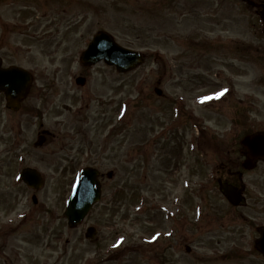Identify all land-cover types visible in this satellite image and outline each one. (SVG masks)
I'll return each instance as SVG.
<instances>
[{"label": "rangeland", "instance_id": "1", "mask_svg": "<svg viewBox=\"0 0 264 264\" xmlns=\"http://www.w3.org/2000/svg\"><path fill=\"white\" fill-rule=\"evenodd\" d=\"M66 1L0 0L3 65L33 73L24 108L31 113L20 132H12L0 96V151L23 152L44 179L34 204V191L11 185L13 171L0 167V264H264L236 232L239 222L211 180L215 164L235 157L236 135L264 129L258 9L239 0H72L60 10ZM70 16L72 28L55 35L58 21ZM16 20L25 24L18 28ZM49 27L44 51L24 36ZM98 30L142 51L141 64L124 73L103 62L83 66L80 53ZM77 75L84 85L75 84ZM47 83L57 87L55 103L35 117L33 108L45 107L35 90ZM61 101L70 111L81 102L83 112H61ZM22 113L13 116L15 126L26 121ZM40 124L58 139L34 147ZM90 165L102 172L101 197L70 227L65 202L79 170ZM247 189L256 194L251 183ZM239 209L253 213L250 204ZM90 226L96 232L85 237Z\"/></svg>", "mask_w": 264, "mask_h": 264}, {"label": "flooded vegetation", "instance_id": "2", "mask_svg": "<svg viewBox=\"0 0 264 264\" xmlns=\"http://www.w3.org/2000/svg\"><path fill=\"white\" fill-rule=\"evenodd\" d=\"M241 4L244 5H252V7H256L258 10L259 8L257 5H261L264 0H239ZM64 6H69V5H64ZM13 8V7H11ZM66 8L63 7L62 11L65 10ZM257 10V13H258ZM21 16V14H20ZM59 24L56 25V28H72V25L75 23V20L72 16H70L69 20H60L58 21ZM69 23V24H68ZM41 26V25H40ZM264 28V27H263ZM49 30H51V27L48 29H44L41 31L40 36H30V38L38 41L41 45H43L42 49L44 50L46 48L45 40L44 38V33H47ZM58 34V31L56 32ZM48 36H53V35H48ZM64 35L63 37H65ZM37 38V39H36ZM54 42V40H52ZM61 44V41L57 44L55 50H49L48 54L49 55H55L56 51L60 47L59 45ZM9 52L11 53L10 55L14 56L13 52V47L12 46H7L6 47ZM12 50V51H11ZM66 49H64V56H68L70 54V51L68 53H65ZM16 54L21 53L22 51L17 48L15 50ZM0 57L3 60H5V56L3 54H0ZM10 65V64H8ZM20 66V65H19ZM32 88L33 86L29 87L26 95L19 101V104L17 108H9L6 104L4 94L0 92V96L4 97V107L5 109L10 113L9 118H7V122L9 123L11 121V130L15 128L18 129L20 132V125L22 123L23 126L27 123L28 117L31 113V110L29 107L25 108V103L29 101L30 96L32 95ZM30 89H31V95H30ZM57 91V87L54 84H42L39 85L38 88L35 90L37 94L35 95L36 97L40 98L42 102L45 103V107H42L40 110L33 108L32 112L34 114H39L43 116L45 111L49 109L54 103L55 100L53 98L55 92ZM48 95V97H47ZM70 104H66L64 101H61L60 105H56V108L60 110L61 112H71L73 113H80L83 110V105L80 102L79 107L75 108L74 110L71 109L70 111ZM25 110V111H24ZM22 113V117H27L26 121L20 122L19 120L17 121V126H15L14 122L15 120L13 119V116L16 115L18 116V113ZM83 112V111H82ZM242 116V115H241ZM244 123L247 122H242L241 120H234V124L237 125V127L242 126ZM39 130L36 132V136L39 137L42 141L44 146L48 145L49 143H52L53 140L58 139L55 133L49 131L46 128H43L42 125H39ZM244 135H252L255 133H262L264 135V129L263 130H253L252 128L247 129L244 131ZM58 135V134H57ZM201 135L205 136V134L202 132L201 133V126L199 129V145L201 146ZM243 135V136H244ZM242 136V137H243ZM241 137V138H242ZM1 138V137H0ZM241 138L238 140V136H235V141H234V146H233V153L236 154L234 158H227L226 162H219L215 164V172L212 174L211 180L216 184L218 193L222 196L227 201L226 196L223 194L222 190L219 188L220 185L227 184L230 186H233L237 189V192L241 198V201L238 204H230V208L233 211L234 214V222H239L236 225V232L241 234L242 237L247 238V242L249 243L248 250H255V239L259 236V229L260 227L264 226V156H258L257 158L250 157L251 153L249 154L248 148L244 147L241 145ZM211 139H214L212 137ZM210 140V139H209ZM206 141V140H205ZM18 141H16L17 143ZM204 142V141H202ZM215 142V141H213ZM236 144V145H235ZM201 150V149H200ZM199 150V151H200ZM2 152L1 156L2 158L0 159V167H10L9 170L13 171L10 177V184L13 185V175L16 172L18 168L21 167H28L29 165L25 162V154L23 152H18V150H8V147L4 148L1 150ZM13 155L10 157V155ZM249 155V159L247 160V157ZM247 160V161H246ZM249 164H252L251 166H247ZM262 164L263 167L259 168L258 165ZM251 173V177H249L246 180V176ZM9 177V171L6 172L5 174V179L7 180ZM247 183H251L256 189V194L253 195L252 192L247 189ZM249 199V201H248ZM5 200H9V197L5 194ZM4 200V201H5ZM3 202H0L2 204ZM251 205V209L253 213H243L240 211L239 208L241 207H248V205ZM250 228L251 231H253L254 235L252 234H247L243 229H248ZM242 228V229H240ZM235 232V233H236ZM246 249V247H243ZM261 257V256H260Z\"/></svg>", "mask_w": 264, "mask_h": 264}, {"label": "water", "instance_id": "3", "mask_svg": "<svg viewBox=\"0 0 264 264\" xmlns=\"http://www.w3.org/2000/svg\"><path fill=\"white\" fill-rule=\"evenodd\" d=\"M260 6L261 10L259 13L264 21V5ZM101 59L109 65H115L119 72H125L139 65L143 60V56L138 51L121 46L114 40L112 35L100 30L94 34L87 48L82 52L81 60L84 65H91ZM21 76H24L23 81H21ZM30 80V75L16 66H9L4 69L0 67V90L5 91L9 107L17 108L18 100L25 92V89H27ZM76 82L83 84L84 79L79 77ZM155 91L161 93V90L157 88ZM241 143L248 148L249 154L251 153L250 157L264 156L263 134L247 135L243 137ZM250 157L248 155L247 160ZM98 175L99 171L94 167H84L80 170L63 212L70 227L79 224L92 205L99 200L101 185ZM107 176L110 177L111 172H108ZM21 178L29 186L36 189L42 184L41 175L34 169H25L21 173ZM221 189L232 204L240 202L241 198L235 187L223 184ZM33 199L35 200V197ZM94 232V227H89L86 236H92ZM255 244L264 256V227L260 228V236Z\"/></svg>", "mask_w": 264, "mask_h": 264}]
</instances>
